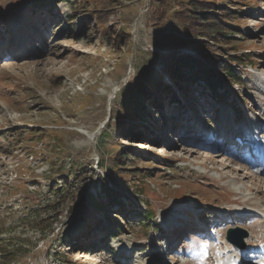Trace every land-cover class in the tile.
<instances>
[{
	"label": "rangeland",
	"instance_id": "374dc122",
	"mask_svg": "<svg viewBox=\"0 0 264 264\" xmlns=\"http://www.w3.org/2000/svg\"><path fill=\"white\" fill-rule=\"evenodd\" d=\"M36 1L0 0V244L28 245L10 264H264V167L236 151L248 135L264 141V0H221L242 12L232 20L240 32L228 45L200 40L221 58L251 59L233 65L243 84L213 68L224 100L202 80L188 95L178 91L164 59L199 53L171 18L147 24L150 0ZM99 9L108 13L102 23ZM147 76L170 85L179 102L160 98L147 107L150 132L120 138L122 95ZM118 149L150 176L145 198L121 195L125 210L114 205L107 215L91 198H104L99 183ZM78 168L89 174L78 207L71 211L70 196L46 210L49 186L60 189ZM244 200L263 215H241L235 203ZM146 202L154 222L142 224ZM55 216L41 232L37 221ZM234 227L247 233L242 249L226 239Z\"/></svg>",
	"mask_w": 264,
	"mask_h": 264
},
{
	"label": "trees",
	"instance_id": "16d2710c",
	"mask_svg": "<svg viewBox=\"0 0 264 264\" xmlns=\"http://www.w3.org/2000/svg\"><path fill=\"white\" fill-rule=\"evenodd\" d=\"M46 1L49 0H37L36 3ZM150 1L149 9H151V12L146 17L147 24L160 28L171 18L178 29L188 38L189 48L199 53L198 57L180 54L178 56L170 55L164 59L170 79L177 84L178 91L183 96L188 95L189 86H196L198 81L202 80L209 89L208 92L211 97L216 98V100H224L223 96L226 93V88H223V81L216 75L213 68L222 71L229 82L244 83L243 78L239 76L238 72L234 71L233 65L236 64L246 68L248 63L251 64V59L247 58L249 55L234 56L226 54L225 58H221L217 52L210 50V45L205 44V41H213L214 44L219 46L231 44L232 36L236 32H240L239 25L233 24L232 20L236 19L242 12L232 11L229 3H224L221 0ZM107 15L108 13L103 9H99L95 12L96 21L102 23L103 18H106ZM118 35L116 34V36ZM201 39H205V41H200ZM220 88L221 91H218ZM176 96H178V93L170 85L165 84L163 80L157 81L151 76L144 77L133 89L123 93L121 110L124 116L116 119V133L120 138L124 137L125 139L143 138L144 133L149 131L150 126L147 122V118L150 116L147 107H159L160 98L165 97H169L170 102H173V100L179 102ZM232 107L237 108V105L234 103ZM101 134L100 140L111 136L108 131ZM117 151L119 156L116 154ZM132 157H135V155L132 156L125 149H118L113 152L111 159L115 168H108L107 175L100 180L99 191L104 194V198L95 199L92 197L91 199L95 200L93 208L101 212L105 211V214L108 215L110 208L114 205H117L119 210H125V203L121 200V195L131 199L145 198L144 178L150 176V172L140 173L141 169H137L136 165L140 159H132ZM125 161L130 164L124 163ZM97 164L98 168H104V159L100 157ZM134 169L137 171H133ZM88 175L87 169L78 168L74 171L71 180L63 181L60 189L57 187V183L51 184L49 191L54 195V199L52 203H48L46 210L63 204L66 198L70 196L71 201H73L71 211L76 209L79 204L77 200L79 191L81 189L86 190V186L89 184L87 183ZM127 180H131L130 183L127 184ZM131 187H136V189L131 190ZM144 207L145 210L139 213L140 220L137 222H142V224L144 222H154V213L150 210L148 202L144 203ZM55 219L56 216L47 217V219L38 220L36 225L43 232L51 227ZM0 243L2 242L0 241ZM27 246V243L22 241L16 242L15 245H12V248H4L0 244V264H10L19 256L24 255L23 252L27 251Z\"/></svg>",
	"mask_w": 264,
	"mask_h": 264
},
{
	"label": "water",
	"instance_id": "95a60500",
	"mask_svg": "<svg viewBox=\"0 0 264 264\" xmlns=\"http://www.w3.org/2000/svg\"><path fill=\"white\" fill-rule=\"evenodd\" d=\"M245 236H247L246 231L239 227L228 228L226 231V239L240 248L244 247L243 238Z\"/></svg>",
	"mask_w": 264,
	"mask_h": 264
},
{
	"label": "bare ground",
	"instance_id": "6f19581e",
	"mask_svg": "<svg viewBox=\"0 0 264 264\" xmlns=\"http://www.w3.org/2000/svg\"><path fill=\"white\" fill-rule=\"evenodd\" d=\"M263 117H264V115H263ZM264 122V121H263ZM229 139L230 140H233V139H235V134H229ZM263 148L261 149V151H260V153H262V159H263V162H262V166L264 167V145L262 146ZM228 160H229V162H231L232 161V159L231 158H228ZM264 198V197H263ZM253 206H255V207H257L258 209H260V210H262V207H260V206H257L256 204H255V202L254 201H251L250 202ZM264 203V202H263ZM257 204H259V203H257ZM257 242V241H256ZM256 244H258V243H256ZM236 247V246H235ZM236 248H238V247H236ZM255 249V252H257L258 251V248H257V246H255L254 247ZM238 249H241V248H238Z\"/></svg>",
	"mask_w": 264,
	"mask_h": 264
}]
</instances>
